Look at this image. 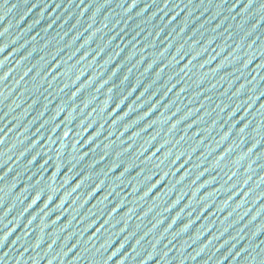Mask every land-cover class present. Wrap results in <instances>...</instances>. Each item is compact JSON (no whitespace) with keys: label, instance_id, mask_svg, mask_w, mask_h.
<instances>
[{"label":"water","instance_id":"obj_1","mask_svg":"<svg viewBox=\"0 0 264 264\" xmlns=\"http://www.w3.org/2000/svg\"><path fill=\"white\" fill-rule=\"evenodd\" d=\"M0 0V264H71L253 9Z\"/></svg>","mask_w":264,"mask_h":264},{"label":"snow or ice","instance_id":"obj_2","mask_svg":"<svg viewBox=\"0 0 264 264\" xmlns=\"http://www.w3.org/2000/svg\"><path fill=\"white\" fill-rule=\"evenodd\" d=\"M81 2H83V0H81ZM254 3H255V0H248L249 7L252 6ZM261 19H264V16H261ZM0 35H3V33H0ZM2 179L3 178L0 177V180H2ZM146 255H148V253ZM165 255H167V253H165ZM193 259H194V257H193Z\"/></svg>","mask_w":264,"mask_h":264}]
</instances>
